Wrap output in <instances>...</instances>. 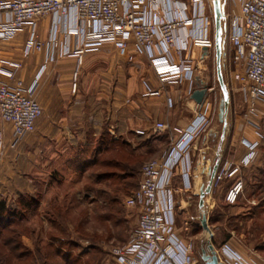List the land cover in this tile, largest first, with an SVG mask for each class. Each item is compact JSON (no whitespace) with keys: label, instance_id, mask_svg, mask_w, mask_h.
<instances>
[{"label":"crops","instance_id":"crops-1","mask_svg":"<svg viewBox=\"0 0 264 264\" xmlns=\"http://www.w3.org/2000/svg\"><path fill=\"white\" fill-rule=\"evenodd\" d=\"M233 1L238 9L232 13L235 15L239 13L240 4L238 0ZM208 2L212 4V0L145 1L148 20L195 19L193 26L177 32L179 42L187 45L186 51L179 55L173 50L170 56H166L157 49L154 57L135 54L130 59L121 54L113 42H104L96 50L84 53L80 61L71 50L80 44L84 25L73 11L64 16L50 15L38 24L39 41L44 46L41 51L24 54L30 35L28 28L12 39H0V67L11 71L14 65L22 64L14 78L0 73V82L13 85L16 79L22 78L29 85L45 65L37 88V99L43 107V113L37 120L35 132L13 146L11 124H0V138L4 147L0 159L2 172L7 171L14 178L20 172L17 166L22 160L24 175L27 173L30 177L38 161L42 174L49 173L59 182L68 174L81 170L83 163H89L96 155H101L99 148L110 149L121 142L128 143L126 139L130 137L158 141L165 135L170 142L171 137H178L173 132L174 128L189 130L201 112L207 111L209 120L210 108L206 102L198 105L191 98L196 89V78L200 76L202 56L208 53L207 49L192 46L191 40L203 36L213 38L206 10ZM211 14L214 21L213 9ZM163 58L167 59L166 66L154 63ZM46 60L51 62L45 63ZM184 60H190L192 64V79L182 77L178 82L162 81V69L179 65ZM154 92L159 94H153ZM160 121L166 123L169 130L157 134L155 125ZM111 139L116 144H112ZM134 149L135 153L140 151L136 147ZM204 151L205 148H196L195 143L191 144L176 175L170 178L160 193L163 204L169 194L175 206L178 193L192 192L196 186L201 192L202 180L207 171H210L216 161L220 162L223 154L238 163L248 154L246 149L240 152L234 149L228 154L222 149L215 152L216 160L209 167V157L204 155L201 158ZM28 187H22V197L36 199L30 194L32 190ZM7 196H0V201H6ZM187 201L184 200L185 203ZM134 209L138 214V223L140 210ZM189 255L195 259L193 247ZM183 256L184 253H180L178 259L183 260ZM109 261L111 257L107 254L103 264ZM251 261L253 264H264L256 257Z\"/></svg>","mask_w":264,"mask_h":264},{"label":"rangeland","instance_id":"rangeland-1","mask_svg":"<svg viewBox=\"0 0 264 264\" xmlns=\"http://www.w3.org/2000/svg\"><path fill=\"white\" fill-rule=\"evenodd\" d=\"M221 1L223 8L225 6V30L222 37L225 41V55L222 66L230 95L228 123L225 126L219 119L224 92L217 77L214 47L202 56L199 65L200 77L208 85L205 102L210 113L208 123L193 143L196 148H205L201 158L204 155L209 157V167L216 160L215 152L223 149L228 154L234 149L239 152L246 149L249 153L252 142H258L259 145L254 150V158L248 164L242 162L244 158L239 163L229 160L226 154L220 158V162L229 160L239 165L240 171L233 178H225L213 186L212 192L206 195L205 211L213 236L201 225L198 186L192 192L177 194L175 228L179 240L192 245L194 258L199 264H205L201 258L202 249L207 248L209 240L226 264H237L231 260L232 251L244 259V264H253V257L264 263V104L259 107L257 114L251 116L256 124V127L252 126L246 117L247 96L241 84L234 78L240 65L233 58L234 49L229 42L230 18L238 9L233 0ZM212 9V4L208 2L206 10L214 39ZM2 122L6 123L0 117V124ZM126 141L131 149L141 146L140 151L134 153L142 162L138 165L133 179L98 180L99 172L115 169L87 166L86 162L82 164L81 170L59 178V182L49 173L42 174L38 161L30 177L27 173L24 175L22 160L17 166L20 172L14 178L0 169V196L8 195L5 198L9 208L18 211L17 216L0 224V264H103L110 248L126 243L137 225L138 218L137 211L126 206V198L132 190L139 187L142 165L160 158L170 144L165 135L158 141L131 137ZM3 149L4 147L0 150V159ZM37 157L36 154V159ZM100 157L101 155H96L89 163ZM116 172L119 174L120 171ZM209 175L208 170L202 180V188L207 186ZM238 180L243 181V191L238 200L231 204L226 200V194ZM125 182L129 184L126 185ZM23 186H29L28 189L32 190L30 194L36 198L37 203L29 209L20 203L21 200H28L22 197ZM108 194L119 200L115 204L116 214L111 215L108 209ZM44 195L47 197L43 198ZM184 200H188L187 203Z\"/></svg>","mask_w":264,"mask_h":264},{"label":"built area","instance_id":"built-area-1","mask_svg":"<svg viewBox=\"0 0 264 264\" xmlns=\"http://www.w3.org/2000/svg\"><path fill=\"white\" fill-rule=\"evenodd\" d=\"M145 1L0 0V39H12L28 28L30 35L24 54L41 51L44 46L39 41L38 24L50 15L64 16L73 11L84 25L80 44L71 50L80 61L84 53L96 50L104 42H113L121 54L130 59L135 54L154 57L157 49L166 56H170L173 50L178 55L185 52L187 45L179 42L177 32L193 26L195 19L148 20ZM238 2L239 13L232 15L229 23V42L234 49L233 58L240 65V70L235 72L234 78L241 84L247 96L248 122L256 127L251 116L257 114L259 107L264 104V0ZM191 45L200 49H212L215 42L213 38L203 36L193 38ZM49 61L46 60L45 63ZM154 63L161 67L166 66L167 59L156 60ZM44 67L45 65L29 85L22 78L16 79L13 85L0 82V117L12 126L13 146L35 132L37 120L43 113L36 93ZM13 68L9 71L0 67V73L14 78L15 72L22 68V64H16ZM160 76L164 82H178L182 77L192 79L194 69L190 60H184L179 65L162 69ZM206 123L208 114L203 111L189 130L174 128L173 132L178 134V137H171L170 146L165 153L160 158L149 160L142 165L139 187L131 193L125 203L128 207L139 208L137 226L130 233L126 243L110 248L107 254L111 261L106 264H199L189 255L192 245H184L177 237L175 206L170 194L163 204L160 193L170 178L176 175L178 166ZM168 130L169 126L164 122L160 121L155 125L157 134ZM258 145V142L249 145L250 152L244 157V164L254 158V150ZM1 148L3 141L0 138V150ZM239 171V165L229 160L221 161L213 186L225 178H233ZM243 187L242 180L236 181L228 190L226 200L231 204L235 203ZM180 253H184L183 260L178 259ZM230 256L237 264H244V259L233 251Z\"/></svg>","mask_w":264,"mask_h":264},{"label":"water","instance_id":"water-1","mask_svg":"<svg viewBox=\"0 0 264 264\" xmlns=\"http://www.w3.org/2000/svg\"><path fill=\"white\" fill-rule=\"evenodd\" d=\"M213 4V11H214V27H215V35H214V42H215V54H216V67H217V77L221 89L224 92V98L222 99L221 106H220V113L219 119L221 122L225 124L228 123V113H229V105H230V95L228 88L225 83L224 75H223V66H222V58L225 55V41L223 40V33H224V25L223 20L225 18V12L222 5L221 0H212ZM208 50V49H207ZM208 94V85L204 81L203 78L200 76L196 78V89L193 91L191 98L198 104L203 105L205 103L206 97ZM219 161L213 165V167L209 171V182L205 188H202L200 192V203L199 207L202 211V218H201V225L203 228L209 232L210 236H213L212 230L208 224V218L205 211L206 205V195L210 194L213 190V182L216 175V171L219 166ZM203 262L205 264H226L223 262L211 240L208 241L207 248L202 249V256Z\"/></svg>","mask_w":264,"mask_h":264},{"label":"trees","instance_id":"trees-1","mask_svg":"<svg viewBox=\"0 0 264 264\" xmlns=\"http://www.w3.org/2000/svg\"><path fill=\"white\" fill-rule=\"evenodd\" d=\"M112 144H116V141L113 139L110 140ZM141 146H137L136 148H140ZM113 148V149H112ZM131 145L129 143L121 142L117 144L115 147L109 148H99L98 151L101 152V157L98 159H94L92 162L86 164L87 166H98L102 167H110L114 168L115 171L108 172H99L97 178L98 180H103L104 178H117V179H133L135 178L138 165L142 162L140 157H135L134 148L131 149ZM124 166V168H123ZM116 170H119V174H117ZM126 185L129 182H125ZM108 209L111 212V215L116 214L115 204L119 201L118 198L112 197L108 194ZM108 199L105 201L107 202ZM21 205L26 206L29 209L32 205L36 204L35 199L30 200H21ZM18 211L12 210L9 208L6 201H0V224L4 221L10 219L11 217L17 216Z\"/></svg>","mask_w":264,"mask_h":264}]
</instances>
